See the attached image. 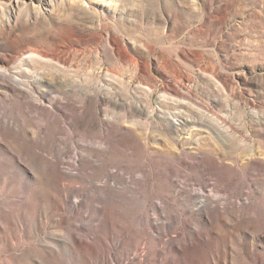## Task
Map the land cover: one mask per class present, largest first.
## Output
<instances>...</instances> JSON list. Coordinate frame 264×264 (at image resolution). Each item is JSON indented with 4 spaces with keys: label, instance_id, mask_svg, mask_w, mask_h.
Returning a JSON list of instances; mask_svg holds the SVG:
<instances>
[{
    "label": "rangeland",
    "instance_id": "374dc122",
    "mask_svg": "<svg viewBox=\"0 0 264 264\" xmlns=\"http://www.w3.org/2000/svg\"><path fill=\"white\" fill-rule=\"evenodd\" d=\"M0 264H264V0H0Z\"/></svg>",
    "mask_w": 264,
    "mask_h": 264
}]
</instances>
